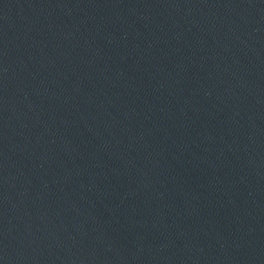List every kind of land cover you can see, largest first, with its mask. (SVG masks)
Here are the masks:
<instances>
[{"label": "water", "instance_id": "obj_1", "mask_svg": "<svg viewBox=\"0 0 264 264\" xmlns=\"http://www.w3.org/2000/svg\"><path fill=\"white\" fill-rule=\"evenodd\" d=\"M0 264H264V0H0Z\"/></svg>", "mask_w": 264, "mask_h": 264}]
</instances>
